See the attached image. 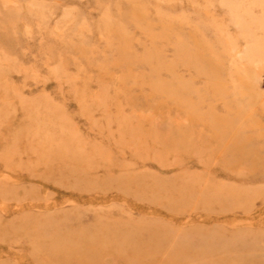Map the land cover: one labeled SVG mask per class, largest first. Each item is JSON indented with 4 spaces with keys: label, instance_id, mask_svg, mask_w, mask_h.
I'll return each mask as SVG.
<instances>
[{
    "label": "rangeland",
    "instance_id": "rangeland-1",
    "mask_svg": "<svg viewBox=\"0 0 264 264\" xmlns=\"http://www.w3.org/2000/svg\"><path fill=\"white\" fill-rule=\"evenodd\" d=\"M0 264H264V0H0Z\"/></svg>",
    "mask_w": 264,
    "mask_h": 264
}]
</instances>
